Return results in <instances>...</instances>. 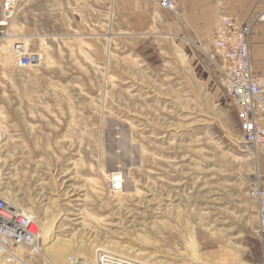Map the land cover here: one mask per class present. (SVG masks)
I'll return each instance as SVG.
<instances>
[{
	"label": "rangeland",
	"instance_id": "rangeland-1",
	"mask_svg": "<svg viewBox=\"0 0 264 264\" xmlns=\"http://www.w3.org/2000/svg\"><path fill=\"white\" fill-rule=\"evenodd\" d=\"M149 10L151 21L137 30L114 0H19L5 30L44 53L35 67H19L0 37V196L67 240L58 260L49 243L41 253L23 249L28 264H68L71 256L96 264L100 248L194 264L193 236L203 264L260 259L248 190L264 179V155L241 142L210 34L178 35L171 14L182 17ZM251 52L264 72V22ZM118 170L128 181L113 197Z\"/></svg>",
	"mask_w": 264,
	"mask_h": 264
},
{
	"label": "built area",
	"instance_id": "built-area-1",
	"mask_svg": "<svg viewBox=\"0 0 264 264\" xmlns=\"http://www.w3.org/2000/svg\"><path fill=\"white\" fill-rule=\"evenodd\" d=\"M19 0H4L0 4V37H6V28L16 14ZM160 6L182 17L177 0H160ZM264 22V9L250 22H242L230 15L221 16L214 32L209 36L210 59L219 74L221 85L237 106L240 118L241 142L254 156L264 155V73L255 70L252 61V37L255 25ZM28 38V42L25 41ZM13 42L15 62L19 67H35L44 59V53L30 48V37ZM124 182L112 179L110 193L113 197L123 192ZM257 216L256 234L261 243L258 262L240 261L237 264H264V179L258 177L248 190ZM43 231L35 215L17 207L0 196V257L8 263L21 257L23 249L32 247L39 252ZM21 252V253H20ZM83 259L71 256L68 264H83ZM96 264H152L132 259L110 251L96 253ZM197 264V263H194Z\"/></svg>",
	"mask_w": 264,
	"mask_h": 264
},
{
	"label": "crops",
	"instance_id": "crops-1",
	"mask_svg": "<svg viewBox=\"0 0 264 264\" xmlns=\"http://www.w3.org/2000/svg\"><path fill=\"white\" fill-rule=\"evenodd\" d=\"M177 1L182 11V18L180 21L171 14L170 29L191 40H199L211 35L223 15L234 16L248 23L264 9V0ZM152 5L160 6V0H114L117 11L123 18L127 17V21L131 20L137 30L145 29L146 24L151 21L149 8Z\"/></svg>",
	"mask_w": 264,
	"mask_h": 264
},
{
	"label": "bare ground",
	"instance_id": "bare-ground-1",
	"mask_svg": "<svg viewBox=\"0 0 264 264\" xmlns=\"http://www.w3.org/2000/svg\"><path fill=\"white\" fill-rule=\"evenodd\" d=\"M21 30V29H20ZM6 39H8V42L12 45V42H13V38H11V36L10 35H7V37H6ZM6 50H8V49H6ZM11 50H13V45H12V49ZM182 56H183V58L186 60V58L184 57V54H182ZM111 180L113 179V178H116L117 180H121V181H123L124 182V189H123V191L126 189V186H127V181H128V179H127V176H126V174L124 173V171H120V170H118V171H115V172H113L112 173V175H111ZM67 189V188H66ZM135 192L136 193H138V191L137 190H135ZM131 193V192H130ZM0 194H3V193H0ZM16 202V201H15ZM14 205H15V203H14ZM17 205V204H16ZM17 206H19V205H17ZM31 212V211H30ZM85 212V211H84ZM84 212H83V214H84ZM82 214V215H83ZM85 216V215H84ZM84 216H82V217H79V218H84ZM86 220V219H85ZM51 222V221H50ZM82 224H86V223H84V221L82 222ZM47 225V224H46ZM50 225V224H49ZM48 225V226H49ZM54 225V224H53ZM53 225H51V226H45V224H44V228H43V242H44V244H48L49 243V245H50V247H52V250H53V254H54V256L55 257H57V260H58V257H61V256H63V254L65 253V251L67 250V240H61V239H59V237H57V235H55V230L53 229ZM60 241V242H59ZM195 238H194V236H193V238H192V240H191V244H190V248L192 249V252H193V258L195 259H197V264H203L202 263V260L200 259V257L198 256V254H197V249H196V247H195ZM105 249V248H104ZM33 251V250H32ZM99 251H102V248H100L99 250H97V252H99ZM104 251H106V250H104ZM34 252V251H33ZM32 252V253H33ZM40 252V251H39ZM38 252V253H39ZM41 253V252H40ZM141 254V252H139V253H137V255H140ZM143 254V253H142ZM83 259V264H89L88 263V260L87 259H84V258H82ZM96 261V260H95ZM8 262V259H5L4 260V262L2 261V260H0V264H6ZM11 264H28L27 262H25L21 257H17V259H15L14 260V262H12ZM155 264V263H154Z\"/></svg>",
	"mask_w": 264,
	"mask_h": 264
}]
</instances>
